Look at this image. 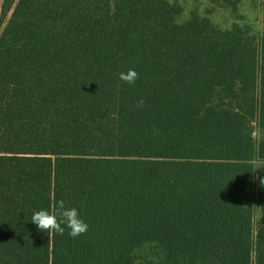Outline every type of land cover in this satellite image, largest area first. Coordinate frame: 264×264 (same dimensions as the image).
<instances>
[{
  "label": "trees",
  "instance_id": "1",
  "mask_svg": "<svg viewBox=\"0 0 264 264\" xmlns=\"http://www.w3.org/2000/svg\"><path fill=\"white\" fill-rule=\"evenodd\" d=\"M10 11L0 264H264V163L248 129L255 119L264 159V34L169 0H4ZM130 68L134 84L119 79ZM60 199L86 233L31 221Z\"/></svg>",
  "mask_w": 264,
  "mask_h": 264
},
{
  "label": "rangeland",
  "instance_id": "2",
  "mask_svg": "<svg viewBox=\"0 0 264 264\" xmlns=\"http://www.w3.org/2000/svg\"><path fill=\"white\" fill-rule=\"evenodd\" d=\"M172 3H177L183 7L184 13L189 14L191 11L199 14H207L219 27L224 28L230 26L232 22L240 23L244 35L251 39L253 35L257 36V41L264 34V0H240L236 11L230 8H219L212 6L209 0H169ZM4 0H0V33L7 24L10 18L11 11L7 14L3 13ZM248 129L254 139V150L252 160L258 168L264 159L258 157L259 144V126L255 119L248 123ZM262 217L258 210L255 211L254 223L255 226L261 223ZM147 256L148 254H143Z\"/></svg>",
  "mask_w": 264,
  "mask_h": 264
},
{
  "label": "clouds",
  "instance_id": "3",
  "mask_svg": "<svg viewBox=\"0 0 264 264\" xmlns=\"http://www.w3.org/2000/svg\"><path fill=\"white\" fill-rule=\"evenodd\" d=\"M119 79L127 84H134L139 79V73L134 68L127 72H120ZM145 104L144 98L137 101L136 107L142 108ZM261 186H264V178H259ZM31 221L42 232L58 233L63 235L65 228L69 230L68 234L76 238L89 229V224L81 217L76 207H67L63 199H60L52 207V210L41 209L35 211Z\"/></svg>",
  "mask_w": 264,
  "mask_h": 264
}]
</instances>
